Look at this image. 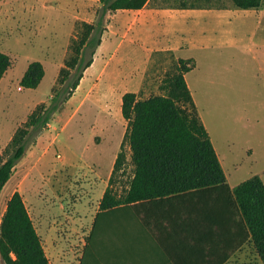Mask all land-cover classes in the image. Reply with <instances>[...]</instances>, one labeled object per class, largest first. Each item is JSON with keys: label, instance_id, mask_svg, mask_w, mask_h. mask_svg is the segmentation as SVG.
Segmentation results:
<instances>
[{"label": "rangeland", "instance_id": "374dc122", "mask_svg": "<svg viewBox=\"0 0 264 264\" xmlns=\"http://www.w3.org/2000/svg\"><path fill=\"white\" fill-rule=\"evenodd\" d=\"M102 5L99 0H0V51L12 63L0 80V163L13 150V135L27 131L25 152L0 193V209L19 190L34 224L55 228L59 252L44 243L55 264H77L119 152L125 161L113 189L123 193L133 177L122 96L163 95L165 80L177 66V53L149 51L147 41L134 38V12L106 11L100 18ZM168 6L212 11L232 3L149 0L147 7ZM200 13L185 28L205 32L215 45L182 51V57L197 62L186 80L198 115L221 158L227 183L235 187L254 175L264 182V33L256 31L254 17L241 11ZM98 21L93 36L99 45L84 47L80 64L72 65L75 41L85 25ZM35 61L43 65L44 76L36 88H23L20 80ZM212 61L229 67L215 96ZM77 66L82 77L71 90L80 72ZM244 253L235 264H261L251 245Z\"/></svg>", "mask_w": 264, "mask_h": 264}, {"label": "trees", "instance_id": "16d2710c", "mask_svg": "<svg viewBox=\"0 0 264 264\" xmlns=\"http://www.w3.org/2000/svg\"><path fill=\"white\" fill-rule=\"evenodd\" d=\"M147 1L99 0L103 4L100 18L106 11L138 10ZM231 3L235 9L256 10L263 0H231ZM99 26V21L85 25L74 44L72 65L80 64L84 47L99 45L100 39L93 36ZM11 64L9 55L0 51V80ZM176 65L175 72L165 80L163 95L138 99L136 94L128 92L122 96L121 114L127 122L125 141L131 153L133 177L123 193L113 189L115 176L125 161V154L119 152L99 201V211L85 237L79 264H116L115 215L129 211L125 210L126 205L157 200L208 207V219L214 230L212 237L223 253L219 264L246 245L254 248L264 264V182L254 175L233 188L229 186L185 81V74L196 67V62L193 58H180ZM77 70L80 72L71 90L82 77L81 67L77 66ZM44 73L40 62L30 63L20 86L36 88ZM35 121L38 120L33 125ZM26 132L20 130L13 135L10 143L13 150L0 163V193L25 152ZM0 260L2 264H51L18 190L11 194L4 211L0 209Z\"/></svg>", "mask_w": 264, "mask_h": 264}, {"label": "crops", "instance_id": "0c3cea01", "mask_svg": "<svg viewBox=\"0 0 264 264\" xmlns=\"http://www.w3.org/2000/svg\"><path fill=\"white\" fill-rule=\"evenodd\" d=\"M148 2L149 0L138 10H126L135 13L132 19V35L136 39L147 41L145 45L149 51L159 49L172 51L177 53V59L193 58L195 60L194 57H182V51L185 52L190 47L213 48L212 45H215V43L208 42L205 32L195 33L194 28L188 32L185 28L195 18V15L202 14L200 12L230 15L239 14L241 11L248 17H254L253 24L257 25L256 31L261 30L262 34L264 33V0L262 6L256 10H241L227 6L214 8L212 11H195L190 8L177 7L181 10L178 11L176 8L172 9L171 6L150 8L147 7ZM254 34L255 30H252L251 36ZM262 40H264V34ZM262 47L264 48V45ZM216 54L217 56L222 55V53L212 52L213 56ZM213 63L214 61L212 65ZM196 68L197 62L194 69ZM228 71V66H212L213 96L217 94L216 89L223 87L224 81L221 76L227 77ZM189 72L184 76L187 86L186 75ZM219 161L221 163V158ZM124 207L129 211L115 215L114 258L117 261L116 264H219L223 259V253L216 247V242L212 237L214 230L208 219V207L181 202L167 203L162 200L144 205L130 204ZM98 211L99 207L91 219L87 234ZM35 227L42 239L47 258L51 264H55L53 257H50L47 251L48 247L52 248L56 254L60 250L59 242L56 241L55 228L46 226L43 222ZM44 243L49 246L46 247ZM84 244L85 242L83 246ZM248 246L250 245L244 246L223 264H235L236 258H243ZM77 264H79V259Z\"/></svg>", "mask_w": 264, "mask_h": 264}]
</instances>
